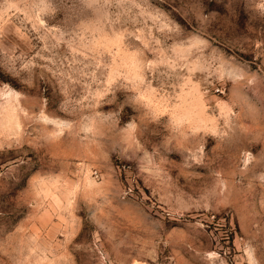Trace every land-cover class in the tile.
<instances>
[{
	"label": "rangeland",
	"instance_id": "rangeland-1",
	"mask_svg": "<svg viewBox=\"0 0 264 264\" xmlns=\"http://www.w3.org/2000/svg\"><path fill=\"white\" fill-rule=\"evenodd\" d=\"M0 264H264V0H0Z\"/></svg>",
	"mask_w": 264,
	"mask_h": 264
}]
</instances>
